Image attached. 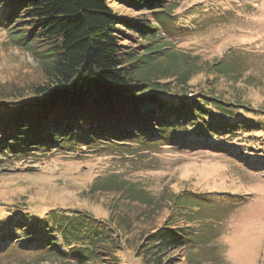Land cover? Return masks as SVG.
Segmentation results:
<instances>
[{"label": "trees", "instance_id": "1", "mask_svg": "<svg viewBox=\"0 0 264 264\" xmlns=\"http://www.w3.org/2000/svg\"><path fill=\"white\" fill-rule=\"evenodd\" d=\"M114 1L0 0V26L8 23L13 43L29 51L43 72L42 81L29 91L0 95L1 159L163 143L228 152L237 149L230 144L233 138L244 133L254 138L262 121L239 118V110L254 108L217 95L209 81L207 89L184 93V84L198 69L191 73L197 65L188 62L189 54L167 52L169 43L162 40V33L175 25L172 7L166 4L172 0H117L138 15L150 13L142 19L118 13ZM121 26L140 36L137 45L126 47ZM177 59L185 67L172 72L164 60L176 65ZM219 62L213 63L215 68ZM221 63L224 69L218 73L229 72L228 64ZM173 77L181 93H171ZM243 150L240 158L246 155L245 163L264 166V160L250 164ZM107 182L109 190L140 195L141 190L121 188L124 179ZM186 199L187 209L180 215L208 205L198 193L187 192ZM27 209H11L0 217V246L10 239L0 247V259L18 249L43 256L39 261L57 257L77 264H123L114 227L106 220L79 209L56 208L44 215ZM202 211L196 218L191 215L194 227L177 225L178 215L153 227L140 250L144 263L178 264L173 250L201 243L196 225L206 215L204 207Z\"/></svg>", "mask_w": 264, "mask_h": 264}, {"label": "rangeland", "instance_id": "2", "mask_svg": "<svg viewBox=\"0 0 264 264\" xmlns=\"http://www.w3.org/2000/svg\"><path fill=\"white\" fill-rule=\"evenodd\" d=\"M166 4L172 7L175 21L172 29L162 33V40L169 43L166 50L189 54L188 62L197 65L191 73L198 69L184 84V93L207 89L209 81L217 95L254 108L239 110V118L262 121V128L252 139L247 133L233 138L230 144L237 149L228 152L163 143L128 145L129 150L83 148L25 159L0 158V217L25 207L37 215L56 208L85 210L112 224L123 264H145L140 250L153 227L175 215L177 225L194 227L191 215L198 217L204 207L206 215L196 225L201 243L173 250L178 264H264V166L251 167L245 163L246 155L240 158L244 149L250 164L264 160V0H172ZM113 6L131 19L150 14L138 15L117 0ZM7 25L0 26V95L6 97L29 91L43 77L31 53L13 43ZM120 29L126 47L137 45L140 36L133 29ZM216 60L226 62L229 72L218 73L224 66L219 62L215 68ZM164 62L171 64L172 72L185 67L180 59L176 65ZM179 86L173 77L171 93H181ZM259 148L262 151L254 152ZM108 178L124 179L121 188L141 190L140 195L107 189L110 183L103 182ZM187 192L204 196L208 205L199 212L196 208L178 214L187 209ZM9 242L4 240L0 247ZM27 253L13 249L0 264H27L22 261L26 259L32 264H77L72 258L39 261L43 256Z\"/></svg>", "mask_w": 264, "mask_h": 264}]
</instances>
